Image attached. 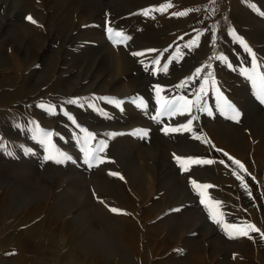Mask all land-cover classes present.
Listing matches in <instances>:
<instances>
[{"label":"rangeland","instance_id":"rangeland-1","mask_svg":"<svg viewBox=\"0 0 264 264\" xmlns=\"http://www.w3.org/2000/svg\"><path fill=\"white\" fill-rule=\"evenodd\" d=\"M262 12L264 0H0L1 264H264V103L231 35L264 72ZM205 65L239 120L221 113L211 82L212 115L157 119L161 98L195 99L203 78L180 85ZM191 115L192 132L164 131ZM81 129L95 134L91 147L106 142L103 163H84ZM57 150L72 159L44 158ZM192 180L212 186L226 223L260 232L230 238Z\"/></svg>","mask_w":264,"mask_h":264},{"label":"snow or ice","instance_id":"snow-or-ice-1","mask_svg":"<svg viewBox=\"0 0 264 264\" xmlns=\"http://www.w3.org/2000/svg\"><path fill=\"white\" fill-rule=\"evenodd\" d=\"M171 5H166V6H161L159 8L154 9L155 11H165L166 7H170ZM255 7V5H253ZM153 11V9L150 10H144L143 14L144 15H150V12ZM186 12H180V13H175V15H186ZM264 15V12L261 13ZM30 21L33 23H36L32 19V17H28ZM109 33L112 34L115 39L114 42L116 43H122L126 39H130V37H125L122 32H115L112 33V30L109 29ZM231 35L233 36L234 40L238 42L239 45L243 46V49L246 53L251 54V69L249 70L248 68L242 69L243 74L251 80L252 84L254 87L257 89V96L261 103H264V72L259 71L260 65L257 62L256 54L252 51V49L249 47V45L243 40L242 37L236 34L235 30H232ZM199 39V35L197 36V40ZM196 41H190L189 47L195 44ZM149 51H155V50H149ZM133 55H144V53H133ZM177 59V57H172L171 60H169L168 63H171L172 60ZM217 59L223 61L226 66H231L227 58L223 55L217 57ZM154 65H159L160 60L157 59L154 62ZM168 63H165L163 65L162 70L164 72H167L168 70ZM210 67V65H205L202 68H197L194 75L190 77L188 80L184 81L180 87H186L188 86L193 80L201 79L203 78L204 83L200 85L199 89L197 90L195 94V99H188L185 96H179L176 97L172 100H167L164 98H161L160 102V112L157 115V119L160 116L168 115V116H177V115H184V114H191L193 112V109H197L199 111H207L209 115H212V111L209 110L208 108L204 107L202 104L204 95L206 94V88L205 85H209L211 82V87L215 89L216 94H217V101L218 104L217 106L220 108V111L222 114H225L229 117V119L232 120H239L240 118V113L239 111L235 108L234 105H232L230 102L226 100V98L223 97V93L220 90L218 83L215 81L214 74L212 72H208L206 76L201 77V73L203 71V68ZM160 88L157 86V96L159 97L160 93ZM112 103H116L115 101H110ZM69 103H76V101H69ZM141 108H145L146 105L141 102L139 105ZM41 108H45V105L41 104ZM47 111L50 113H54L56 111V106L55 105H48L47 106ZM67 115V113H65ZM196 119L194 115H191V118L187 120L186 124L179 125L178 127H165L164 131L166 133H176V132H192L193 131V121ZM75 123V121H73ZM77 127H80L79 125H76ZM82 132H84V136L81 138V143L85 146L83 149V159L84 163L88 167H92L95 164L103 163L104 160L101 158L100 153L103 152L104 147L106 142L105 141H100V147L99 148H93L90 146V141L95 139V134L88 131L87 129H81ZM136 135H142L146 136L147 132H136ZM114 135V134H113ZM44 139L41 140V143L44 144H51V132H43ZM195 139H201L200 136H195ZM206 143L208 141H205ZM46 160H54L57 163H64L66 161H69L72 159V157L68 156L66 153L61 152L57 150L55 154L49 152L47 156L44 157ZM178 161H181L183 163V160L181 157H176ZM188 163L191 164H211L213 163L212 160H202V159H187ZM236 165H238L241 169H244V165L241 164L240 161L234 160L233 161ZM220 163H224V161H220ZM187 170V169H185ZM247 171L246 169H244ZM113 175H117L116 173H113ZM238 178L243 181L244 177L243 176H238ZM192 185L194 190L198 193V195L201 197V203L205 204L206 207H208V210L211 214V219L217 223L218 225H221L226 232V234L231 238L235 236H249L250 231H255V232H260V229L256 228L255 225L247 224L245 226H237L235 224H229L224 221V213L220 210L221 207V202L218 200L214 199H209L208 194L205 191L208 188H211V185L207 184H200L195 180H192ZM244 187L247 188V184H244ZM111 211L116 213L120 210L116 208H111ZM264 235V233H262Z\"/></svg>","mask_w":264,"mask_h":264},{"label":"crops","instance_id":"crops-1","mask_svg":"<svg viewBox=\"0 0 264 264\" xmlns=\"http://www.w3.org/2000/svg\"><path fill=\"white\" fill-rule=\"evenodd\" d=\"M5 249H2L1 250V252L2 251H4ZM3 254V253H2ZM17 261H19V264H24V263H21V262H23V259H20V258H17ZM2 263V260H0V264ZM42 263H45V262H42Z\"/></svg>","mask_w":264,"mask_h":264},{"label":"bare ground","instance_id":"bare-ground-1","mask_svg":"<svg viewBox=\"0 0 264 264\" xmlns=\"http://www.w3.org/2000/svg\"><path fill=\"white\" fill-rule=\"evenodd\" d=\"M8 250V249H7ZM55 264H58L57 262H55Z\"/></svg>","mask_w":264,"mask_h":264},{"label":"built area","instance_id":"built-area-1","mask_svg":"<svg viewBox=\"0 0 264 264\" xmlns=\"http://www.w3.org/2000/svg\"><path fill=\"white\" fill-rule=\"evenodd\" d=\"M42 264H46V263H42Z\"/></svg>","mask_w":264,"mask_h":264}]
</instances>
